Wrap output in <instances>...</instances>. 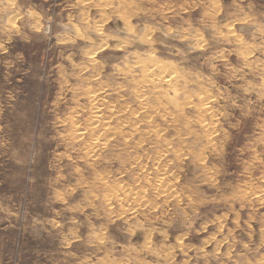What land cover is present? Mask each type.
<instances>
[{
	"label": "rangeland",
	"instance_id": "rangeland-1",
	"mask_svg": "<svg viewBox=\"0 0 264 264\" xmlns=\"http://www.w3.org/2000/svg\"><path fill=\"white\" fill-rule=\"evenodd\" d=\"M149 56L172 83L136 134ZM88 90L126 121L94 152ZM263 257L264 0H0V264Z\"/></svg>",
	"mask_w": 264,
	"mask_h": 264
},
{
	"label": "bare ground",
	"instance_id": "bare-ground-1",
	"mask_svg": "<svg viewBox=\"0 0 264 264\" xmlns=\"http://www.w3.org/2000/svg\"><path fill=\"white\" fill-rule=\"evenodd\" d=\"M210 14V13H209ZM106 16V15H105ZM103 19V18H102ZM126 21L128 20V18H126L125 19ZM129 22V21H128ZM87 23V22H86ZM37 25H39V24H37ZM46 25V24H45ZM61 27V26H60ZM100 27V26H99ZM99 27H98V30H99ZM62 28H64V27H62ZM97 29V28H96ZM72 30V29H71ZM95 30V29H94ZM74 31H76V30H74ZM149 31V30H148ZM98 32V31H97ZM78 34H80V31H78L77 32ZM148 33V32H147ZM128 34H130V35H132V33L131 32H128ZM77 35V34H76ZM101 35H103V34H101ZM108 35V34H107ZM81 36V35H80ZM84 36V35H83ZM150 36V35H149ZM230 36V35H229ZM144 38H146V37H144ZM79 39V38H78ZM146 42H148V41H146ZM124 43V42H123ZM151 43V42H150ZM102 46V45H101ZM103 48V47H102ZM99 51V50H98ZM249 52V51H248ZM89 53V52H88ZM248 55H249V53H247ZM150 55H152V54H150ZM153 56V55H152ZM152 56H149L148 57V59L146 60L147 61V63H149V65H145L142 61H144V60H140V61H138L137 60V63H138V65H140V66H142V68H141V76H142V79L146 82V84H144V85H142V84H140V83H135L136 85H138V84H140L141 86H139V87H135V90H134V96L136 97V100H135V103H137V106H138V108H137V110H130L129 109V106H128V104L127 105H124L122 108H123V111L125 112V111H129V112H131V113H129L130 115H134V118H133V121L132 122H129V124L131 123V127L130 126H128V125H126V126H128V128L130 127V129H132L131 131L132 132H136V134H137V132L139 131V128L140 127H138V123H142L143 124V127H144V124H147V125H149V126H151L152 125V127H154V117H150L149 115H148V113H146V115H148V116H145V117H143L141 114H144L145 112H153V114H154V112L156 111V110H158L159 108H162V106L163 107H165L164 105H162L161 103H160V99L158 100L159 101V103H157V102H155V101H153V103H150V102H146V99H144V98H146V96H148V95H151V94H154V95H158V94H160V90H161V86L162 85H167V87L172 83L171 81V79H168V77H165V78H163V76L162 75H164V74H162V69L160 68V66H158L156 63H155V61L154 60H152ZM243 56V55H242ZM138 57V56H137ZM86 63V62H85ZM135 66V65H134ZM94 67V66H93ZM128 67V66H127ZM138 68V67H137ZM127 69V68H126ZM92 70V69H91ZM123 70V69H122ZM125 71V69L123 70V72ZM127 71V70H126ZM125 71V72H126ZM165 71V70H164ZM119 73V72H118ZM160 74H161V76H160ZM175 74V73H174ZM138 75H139V72H138ZM167 76V75H166ZM170 76V75H169ZM172 76V75H171ZM137 77H140V76H137ZM124 79H125V77H124ZM142 81V80H141ZM143 81V83H145ZM174 82V81H173ZM130 83V82H129ZM133 83V82H132ZM142 83V82H141ZM125 85V84H124ZM133 86V85H132ZM123 87V86H122ZM128 87L130 88V86L128 85ZM166 87V86H165ZM197 87V86H196ZM202 87V86H201ZM89 88V87H88ZM120 88V87H119ZM119 88H117V89H119ZM129 88H127V90H125V91H128L129 90ZM200 88V87H199ZM132 89V88H131ZM120 90V89H119ZM165 90V89H164ZM183 90V89H182ZM200 90V89H199ZM198 90V91H199ZM132 91V90H131ZM87 92V91H86ZM124 92V91H123ZM122 92V93H123ZM128 92H130V91H128ZM128 92H126V93H128ZM209 92V91H208ZM125 93V92H124ZM201 93V92H200ZM128 94H131V93H128ZM128 94H126V95H128ZM182 94V93H181ZM184 94V93H183ZM193 94H195V93H193ZM84 95H86V94H84ZM88 98H89V102H90V108H89V114H88V118H90V122H89V126H84V127H86L87 129H89L90 131L89 132H91V133H93L92 135L94 136L93 138H91L90 139V141H89V143H88V147L90 148V150L89 151H92V152H94V151H96L99 147H102V144L100 143L101 141H99V143H98V139H106L105 137H108L109 139H110V137H113V135H111V134H116V133H119L120 134V131H118L117 132V130H120V128L122 129L123 128V126L122 125H124L125 123H126V121H124V117L126 116V114H124V119H123V121H121L122 122V125L120 124V125H118V126H115L116 128H114V127H111V122H109V121H112L113 122V120H110V118L115 114L114 112H113V110H112V108L110 109L108 106H106V104L104 103V101L100 98L101 97V95L100 94H98L97 93V91H89L88 90V92H87V95H86ZM131 96V95H130ZM179 96V95H178ZM181 96V95H180ZM121 97V96H120ZM154 97H156V96H154ZM158 97H160V96H158ZM164 97V96H163ZM187 97V96H186ZM185 97V98H186ZM209 97V96H208ZM207 97V98H208ZM190 98V97H189ZM202 98V97H201ZM121 99V98H120ZM123 99V98H122ZM125 99V98H124ZM124 99H123V101H124ZM148 99V98H147ZM155 99V98H154ZM188 99V98H187ZM187 99H186V101H187ZM203 99H205V98H203ZM202 99V100H203ZM157 100V99H156ZM171 100V99H170ZM202 100H199V101H202ZM210 100V99H209ZM137 101V102H136ZM162 101V100H161ZM206 101V100H205ZM261 101V100H260ZM125 102V101H124ZM132 102V101H131ZM133 102H134V100H133ZM180 102V101H179ZM203 102V101H202ZM178 103V102H177ZM187 103V102H186ZM189 103V102H188ZM187 103V106L190 104H188ZM192 103V102H191ZM194 103V102H193ZM200 103V104H199ZM199 103H197V104H194V105H192L193 107H195V108H197L196 110H197V112H198V117H197V119L195 120L196 122L198 121V123L200 124V125H205L204 124V119L202 118V116H201V118H200V116L199 115H204L206 112H208L209 110H211L210 109V107H212V106H210L209 105V103H201V102H199ZM112 104V103H111ZM124 104V103H123ZM110 105V104H109ZM120 105H122V104H120ZM135 105V104H134ZM186 105V104H185ZM184 105V106H185ZM190 106V105H189ZM120 107V108H121ZM181 105L179 104L178 106H177V108H178V110H180L181 109ZM176 108V109H177ZM183 108V107H182ZM165 109V108H164ZM116 110V109H115ZM163 110V109H162ZM182 110V109H181ZM123 111H121V112H123ZM164 111V110H163ZM144 112V113H143ZM174 112V111H173ZM196 112V111H195ZM196 112V113H197ZM104 113H108V116L107 117H105L103 114ZM161 113V112H160ZM116 114H117V112H116ZM155 114H156V112H155ZM162 114H163V112H162ZM162 114H159V116H161ZM89 115H90V117H89ZM120 115V114H119ZM150 115H151V113H150ZM168 115V117L169 116H172L171 114L169 115V113L168 114H166L165 116H167ZM178 115V114H177ZM194 115V114H193ZM152 116V115H151ZM162 116H164V115H162ZM179 116V115H178ZM183 116V115H182ZM177 116H175L173 119H176L177 120V118L178 119H180V117H177ZM115 118H116V116H115ZM128 118H129V115H128ZM128 118H126L127 120H129ZM161 118V117H160ZM184 118V117H183ZM169 119V118H168ZM195 119V118H194ZM115 120V119H114ZM162 120V119H161ZM165 120H167V119H165ZM116 121V120H115ZM88 122V121H87ZM117 122V121H116ZM158 121H156V123H157ZM162 121H160V123H161ZM169 122V121H168ZM167 122V123H168ZM175 122V121H174ZM173 121L171 122V123H174ZM115 123V122H114ZM128 124V123H127ZM174 124H176V123H174ZM198 124V125H199ZM211 124H213V123H211ZM71 125H73V124H71ZM75 125H76V123H75ZM145 126V127H149V126ZM160 125V126H159ZM159 125H157V127H163V125L161 126V124H159ZM172 125V124H171ZM195 125H197V124H195ZM207 125H209V124H207ZM207 125H206V127H207ZM79 126V125H78ZM77 126V127H78ZM122 126V127H121ZM170 126V125H169ZM173 126V125H172ZM175 126V125H174ZM180 126V125H179ZM187 126V125H186ZM214 126V125H213ZM76 127V128H77ZM83 127V128H84ZM142 127V128H143ZM156 127V128H157ZM166 127V126H165ZM164 127V128H165ZM171 127V126H170ZM156 128H153V130L154 129H156ZM169 128V127H168ZM180 128V127H179ZM201 128H202V126H201ZM204 128H205V126H204ZM217 128V127H216ZM127 129V128H126ZM126 129H124V131L126 130ZM145 128H143V129H141V130H144ZM148 129V128H147ZM150 129V128H149ZM159 129H162V128H159ZM158 129V130H159ZM174 129V128H173ZM123 130V129H122ZM151 130V129H150ZM164 130V129H163ZM175 130V129H174ZM74 131H77V130H74ZM147 131V130H146ZM169 131V130H168ZM184 131V130H183ZM187 131V130H186ZM84 132V131H83ZM82 132V133H83ZM86 132V131H85ZM131 132V133H132ZM139 132H141V131H139ZM148 132H149V130H148ZM161 133H159V131H156V130H154L152 133H153V135L155 134V135H158V134H162L163 132L162 131H160ZM189 132V131H188ZM74 133V132H73ZM79 133V132H78ZM81 133V134H82ZM90 133V134H91ZM127 133V132H126ZM126 133H123V137H124V135L126 134ZM144 133H147V132H145L144 131ZM164 133H166V132H164ZM209 133V132H208ZM80 133H79V135H81ZM130 134V133H129ZM140 134V133H139ZM182 134H184V133H182ZM207 134V133H206ZM117 135V134H116ZM127 135V134H126ZM143 135H145V134H143ZM152 135V134H151ZM210 135V134H209ZM69 136V135H68ZM77 136H78V134H77ZM146 136V135H145ZM206 136V135H205ZM204 136V137H205ZM78 137H80V136H78ZM78 137L76 138V139H78ZM125 137H127V136H125ZM151 139H153L151 136H149ZM73 138H75V135H74V137ZM114 138V137H113ZM115 138H116V136H115ZM117 138H119L118 137V135H117ZM121 139H122V137H121ZM124 140V139H123ZM75 141V140H74ZM137 145H139V144H137ZM87 147V146H86ZM124 147H126V146H124ZM84 149V148H83ZM91 154V153H90ZM86 157V156H85ZM92 157V156H91ZM100 161V160H99ZM118 187V186H117ZM110 188V187H109ZM112 188H114V187H112ZM118 189V188H117ZM117 189H115V190H112V192H110V193H107V194H110L109 195V198L110 199H115L119 194L117 193ZM118 191H119V189H118ZM121 192V191H120ZM123 193V192H122ZM252 194V193H251ZM250 194V195H251ZM253 194H255V192L253 193ZM121 196H123V194L121 195ZM247 196V195H246ZM249 196V195H248ZM251 196H254V195H251ZM255 196H256V194H255ZM105 197V196H104ZM108 198V197H107ZM108 198V199H109ZM119 200V199H118ZM99 240V239H98ZM97 240V241H98ZM100 242V241H99ZM98 244V243H97ZM262 257V256H261ZM264 258V257H263ZM264 261V260H263ZM262 262V261H261ZM108 264V263H107ZM258 264H261V263H258ZM264 264V263H263Z\"/></svg>",
	"mask_w": 264,
	"mask_h": 264
}]
</instances>
